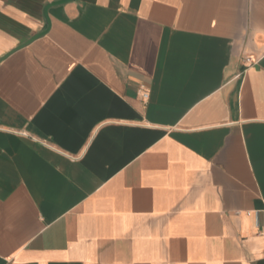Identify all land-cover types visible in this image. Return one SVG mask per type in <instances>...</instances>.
Wrapping results in <instances>:
<instances>
[{"label": "crops", "instance_id": "0c3cea01", "mask_svg": "<svg viewBox=\"0 0 264 264\" xmlns=\"http://www.w3.org/2000/svg\"><path fill=\"white\" fill-rule=\"evenodd\" d=\"M53 1L0 0V264H264V0Z\"/></svg>", "mask_w": 264, "mask_h": 264}, {"label": "water", "instance_id": "95a60500", "mask_svg": "<svg viewBox=\"0 0 264 264\" xmlns=\"http://www.w3.org/2000/svg\"><path fill=\"white\" fill-rule=\"evenodd\" d=\"M70 1H72V0H55L53 2H49L46 5V7H45V16H46V21H47V28H46V30H43V31L37 33L36 35H34L27 43H29V42H31V41H33V40H35V39H37V38L45 35L48 32V30L50 28V24H51L50 19L48 17V10H49V8L51 6L65 4V3L70 2Z\"/></svg>", "mask_w": 264, "mask_h": 264}, {"label": "built area", "instance_id": "2783aa9c", "mask_svg": "<svg viewBox=\"0 0 264 264\" xmlns=\"http://www.w3.org/2000/svg\"><path fill=\"white\" fill-rule=\"evenodd\" d=\"M142 94H143V97L145 98V100H148L149 98V93L145 90L142 89Z\"/></svg>", "mask_w": 264, "mask_h": 264}]
</instances>
